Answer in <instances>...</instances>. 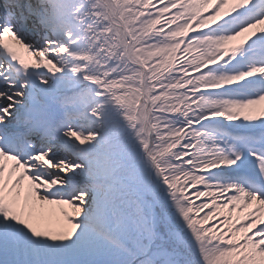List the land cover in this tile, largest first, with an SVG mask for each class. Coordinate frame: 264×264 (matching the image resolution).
Returning a JSON list of instances; mask_svg holds the SVG:
<instances>
[{"label": "snow or ice", "instance_id": "1", "mask_svg": "<svg viewBox=\"0 0 264 264\" xmlns=\"http://www.w3.org/2000/svg\"><path fill=\"white\" fill-rule=\"evenodd\" d=\"M0 264H264V0H0Z\"/></svg>", "mask_w": 264, "mask_h": 264}]
</instances>
